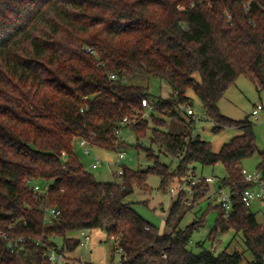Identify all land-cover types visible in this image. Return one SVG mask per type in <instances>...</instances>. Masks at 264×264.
<instances>
[{"label":"trees","instance_id":"1","mask_svg":"<svg viewBox=\"0 0 264 264\" xmlns=\"http://www.w3.org/2000/svg\"><path fill=\"white\" fill-rule=\"evenodd\" d=\"M135 74L166 81L171 95L127 84ZM240 75L264 90V0H0V264H52L46 251L76 250L81 239L74 233L88 229L119 238L122 264H261L264 223L239 196L228 218L215 206L220 212L207 239L214 244L222 233L242 232L252 255L245 262L238 250L189 247L205 220L180 227L193 204L186 203V192L173 202L164 233L127 200L135 186L149 188L148 174H158L166 191L190 171L197 174L198 164H222L220 183L232 191L252 185L242 162L257 151L253 125L219 108ZM190 90L213 131L243 130L218 152L194 134L197 121L184 109L193 105ZM126 118L122 129L137 138L150 129L151 143L174 163L146 148L154 161L148 169L123 166L121 182L99 181L74 141L128 147L115 134ZM257 169L264 174V151ZM36 183L47 191L35 192ZM191 188L194 200L202 199L211 182L203 178ZM48 207L60 210L53 223ZM14 236L25 238L19 252L7 247Z\"/></svg>","mask_w":264,"mask_h":264},{"label":"rangeland","instance_id":"2","mask_svg":"<svg viewBox=\"0 0 264 264\" xmlns=\"http://www.w3.org/2000/svg\"><path fill=\"white\" fill-rule=\"evenodd\" d=\"M127 84L140 85L147 87L151 93L156 96L167 98L171 95V87L169 84L157 77L146 74H135L127 79ZM189 95L193 98V108L200 120L197 122L194 130L195 135H199L202 139L211 142L212 149L218 152L224 143L230 141L234 136L239 135L243 130L239 127H226L221 132L213 131V124L205 120L203 107L193 91H189ZM264 106V90L259 88L245 75H240L236 81L228 88L224 96L219 101L221 113L234 120L245 121L249 120L253 125V130L256 136L257 151L253 156L243 160L242 165L249 171H254L258 167L260 161V153L264 151V109L260 110L257 117L253 115V110L256 106ZM150 109H146L145 116L149 119L151 127L153 122L149 115ZM167 128V127H166ZM121 136L129 146L118 148H101L93 147L90 155L83 151V147L79 143V139L74 141V150L79 159L82 161L86 169L93 172L99 181L121 182V176L117 174L120 167L127 166L132 169H148L154 164V161L147 157L146 148H152L155 154L160 156V160L164 163L173 164L171 157L161 154V147L152 144L150 141L151 130L148 129L147 134L137 138L135 133L128 127H124ZM140 144L142 148H137ZM119 152H124L119 165ZM95 158L102 159V163L98 167L93 168L92 164ZM197 176L214 177L215 181L211 183V188L208 194L198 200H194V194L186 190L187 201L192 203L188 213L183 218L180 227L185 228L187 225L204 219V225L201 226L192 236L189 247L194 252H200L203 248L211 249L214 245V251L219 253L223 250L234 252L236 250L242 252L245 256L244 262L247 259H252L251 253L246 250L243 233L229 231L222 233L219 236V241L212 244L207 239V235L214 227L215 219L219 214L216 206L217 187L222 178L226 176L225 168L222 164L215 166H205L202 168L200 164L196 165ZM149 188L142 189L139 186L134 187V192L127 200L132 202V207L147 221L159 227L161 233L168 231L165 220L173 202L177 199L178 194H172L170 188L177 185L180 180L173 181L167 190H162L161 177L156 173H150L147 176ZM253 211L256 212V217L259 222L264 223V207L253 205ZM87 232L91 235L92 241L88 245H79L76 250L66 252L70 258H81L89 264H122L121 251L115 248L116 241L109 236L105 231L100 229H88ZM79 234V233H78ZM75 234L74 235H78ZM61 245V240H58ZM204 245H200L199 243Z\"/></svg>","mask_w":264,"mask_h":264},{"label":"built area","instance_id":"3","mask_svg":"<svg viewBox=\"0 0 264 264\" xmlns=\"http://www.w3.org/2000/svg\"><path fill=\"white\" fill-rule=\"evenodd\" d=\"M89 51H92L91 48L88 49ZM112 78H116V75L112 74ZM142 106L146 107L148 109H152V106L150 105L148 99L144 98L142 100ZM184 109L187 111V114L189 116H193L195 120L198 122L200 118L195 113V110L192 105L185 106ZM263 105H258L253 110V115L257 117L260 110H263ZM205 120L210 121L208 117L204 114ZM129 120L126 118L120 122V127H116L115 134L118 137V141L123 140L121 136L122 127L125 125ZM133 122L136 121V119L132 120ZM196 122V123H197ZM80 145L83 147V151L85 154L90 155L92 152V149L94 146H92L86 139H80L79 140ZM124 152H119V158L118 161L115 163L116 165H119L120 159L123 158ZM102 163V159L95 158L92 166L93 168L98 167L99 164ZM242 173L245 177V180L252 185L248 187L247 189L239 192V191H232L229 186H225L221 183H219L217 187V198H216V205H219L223 211L224 217L228 218L232 215L234 207H233V198L238 197L241 198V201L248 207H253V205H260L261 207H264V174L262 171L256 169L254 171H249L245 167L242 168ZM117 174L119 176L123 175V168L120 167L117 171ZM205 178L208 182H214V177H203V176H197V174H194L192 171L189 172V174L183 178L182 180L177 182V185L170 188V191L172 194H181L186 192L188 189L190 193H192V185H195ZM47 186L42 187V185L36 183L34 185L35 192L38 193H44L47 191ZM47 214H48V222L53 223L54 218L60 214V210H58L55 207H48L47 208ZM112 238L118 242L119 238L112 236ZM24 241L25 238L23 236H14V237H8L7 240V247L12 252H19L24 247ZM91 241V236L89 234H83L82 239L80 240L81 246L88 245ZM214 249V245H213ZM46 256L48 257L49 261H51L52 264H89L85 261H83L80 258H70L67 256L66 252H61L57 248H52L48 251H46ZM261 264H264V260Z\"/></svg>","mask_w":264,"mask_h":264},{"label":"crops","instance_id":"4","mask_svg":"<svg viewBox=\"0 0 264 264\" xmlns=\"http://www.w3.org/2000/svg\"><path fill=\"white\" fill-rule=\"evenodd\" d=\"M89 234L88 232H87V230H84V231H81V232H79V234H78V236L80 237V239H82V237H83V234ZM90 235V234H89ZM91 236V235H90ZM91 241H92V238H91ZM91 241H90V243H91ZM89 243V244H90ZM67 254V253H66ZM81 259V258H80Z\"/></svg>","mask_w":264,"mask_h":264}]
</instances>
